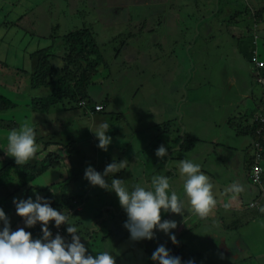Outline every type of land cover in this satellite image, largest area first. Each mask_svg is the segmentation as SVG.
<instances>
[{"label": "rangeland", "instance_id": "obj_1", "mask_svg": "<svg viewBox=\"0 0 264 264\" xmlns=\"http://www.w3.org/2000/svg\"><path fill=\"white\" fill-rule=\"evenodd\" d=\"M223 2L226 4H219L218 0H143L142 3L135 0H0V95L17 105L15 109L0 114V120L14 121L19 127L24 123H29L36 132V143L41 148L40 152L45 148V143L42 142L48 141L52 145L44 152H56L62 154L63 158L65 157L63 165L46 171L32 183L33 189L29 192V197L35 200L36 194L42 196L44 191L41 189L51 184L57 185V193L61 192L65 197H69L66 195L73 187L75 192H87L88 203L112 202L114 210L117 211V218L125 215L115 194L90 186L83 178L84 171L91 166L103 173L105 167L113 160L125 161V167L121 171L114 176L110 174L107 177L108 182L110 183L111 179H121L125 187L129 189L136 184H141L146 188L151 187L152 176L156 174L153 164L157 162L159 165L163 161L155 155L158 148L155 138L158 137L159 131L156 130V124L162 117V113L159 114L158 110H155L159 108V105L161 107L167 105L166 110L169 112V109L175 106L174 97L163 94L168 90L160 89L163 85L152 71H157L159 67L167 71L166 68L172 65L167 62V56L172 55L173 52L174 57L182 55L177 59V69L183 67L188 71L191 58L187 56V52L185 53L189 48L186 46L187 42L195 43L191 47L194 55L192 64H194L195 72H199L196 77L187 81L189 88H194L191 93L200 95L206 92V87L210 85L225 91L227 88L224 85L227 79L223 75L229 76L230 69H238V66L242 64L240 72L241 81L246 87L244 92L253 90L254 98L260 99V87L256 83L255 85L252 79L250 81L247 69L243 72L247 63L241 50V58L237 55L241 41L237 38L241 36V32H238L234 38L233 33L235 34L236 30L244 27L241 25L255 27V25L247 24L251 20V8L255 7L256 10H260L264 7V0H241V2L223 0ZM31 6L34 12L25 18V12L27 13ZM218 9L219 12L216 13ZM103 10L108 13V20L103 18ZM210 11L211 13L208 14ZM239 11L242 14H239L242 22H235L236 19L232 16ZM54 18H60L59 23L53 20ZM68 19L72 20L69 22ZM98 19L103 20L99 22ZM81 20L84 25L79 24ZM31 25L37 26L36 31L27 30ZM82 26L96 39V59L103 62L95 78H92L94 86L89 87V97L94 101L104 103L103 112L100 115H84L81 108L66 101L64 105L52 108L48 114L33 112L30 103L31 88L27 80L30 68L29 54L37 49L49 47L48 37L52 29H55L59 36H63ZM256 27L259 28L258 31L264 32V15L263 21L258 22ZM242 33L244 34L242 35L244 46L250 35ZM263 40V38L258 39V51L264 57ZM158 43L161 47L154 48ZM142 54L145 55L143 63L138 60V56ZM52 55L55 57L51 59V62L62 66L61 40L53 46ZM127 56L132 57L133 60L130 58L128 61ZM15 70H22V72H19L18 77L14 79L15 87L8 89L12 85L6 84L5 87L2 83ZM183 79L184 77L181 76L176 78L170 89L176 87L175 92L182 94L184 91L180 89V86ZM211 88L207 91L210 92ZM40 92L32 93V96H43L46 93L44 90ZM187 93L190 94L189 91ZM239 98L233 88L231 103L223 112V115L231 117V124H234L240 116L235 104ZM191 99H194L193 95ZM178 103H181L180 107H183L185 104L189 105L190 101L184 99ZM194 113L196 117L198 111L194 110ZM168 119L169 116L163 118L165 122ZM101 123L110 125L106 134L111 137V144L107 151H102L97 147L98 141L89 130H94ZM195 124L198 132L207 136L208 126L205 121L196 118ZM168 129L171 132V128L168 127ZM220 130L226 136L229 135L231 141L235 139L236 135L229 127L218 129ZM198 132L194 135H199ZM7 134L0 130V146L4 142L6 147ZM253 142L254 140L251 141L252 146ZM204 144L203 141L197 147ZM66 156L69 158L67 159ZM4 160H11V157H5ZM245 174L248 180V173L245 172ZM147 177L152 178L149 181L142 180ZM175 186H177L176 182ZM50 195L53 196V191L49 193ZM253 206L252 204L248 208ZM256 208V210L259 209L258 206ZM183 211L184 214H177V227L188 219L187 222L193 224L189 227L192 232L183 236L184 248L180 244L177 246L181 247L180 249L196 264H204V261L207 264H222L221 255L223 254L219 247H216V242L224 233L219 228L226 223L231 227L230 233H226L228 245L234 243L232 239H239L241 236L246 238V243H253L254 247L261 248L264 245V229H262L264 228V215L257 218V221L245 217L237 218L230 222L233 223V228L228 223L230 217L228 214L220 216L217 214L218 217L207 215V221L199 215L191 217L193 212L187 200L184 202ZM217 212H219L218 208ZM165 214L161 215V220ZM81 215L84 218L87 212L83 210ZM183 215H186V218ZM251 216L255 218L256 212L254 211ZM13 222L15 218L12 217L10 225ZM91 223L92 218L89 220V225ZM187 230L188 228L183 227L182 231L185 233ZM87 231L91 232L90 229ZM177 231L179 234L176 239L178 243H181L178 237L180 230L177 229ZM102 232L106 234V229L103 228ZM163 233L154 230V237L158 240L162 239L161 234ZM94 238L93 246H90L89 242L85 243L89 254L93 255L104 251L102 242L98 241L97 236ZM128 261V263L126 260L122 262L137 264L135 257H129Z\"/></svg>", "mask_w": 264, "mask_h": 264}, {"label": "crops", "instance_id": "obj_2", "mask_svg": "<svg viewBox=\"0 0 264 264\" xmlns=\"http://www.w3.org/2000/svg\"><path fill=\"white\" fill-rule=\"evenodd\" d=\"M135 1L136 2L140 1V3L143 2V0H135ZM234 2H239V0H234ZM105 10H103L105 13L103 18L105 20H108L107 18L108 13ZM237 13H240V11ZM24 17L27 18V14H25ZM98 17L102 18V16H98ZM102 20L103 19H98L97 21L100 22ZM238 22H242V21H240L239 19ZM79 24L84 25L82 20L80 21ZM36 27H37L36 25H31V27H29L27 30L36 31L35 30ZM244 27L240 29L239 32L242 31L246 33ZM257 33L260 34L258 36L259 38L264 39V32L258 31ZM262 44L264 46V42H262ZM237 55L238 57L240 55V51L238 50H237ZM130 58L131 60H133L132 57L127 56L128 61H130ZM144 58H145L144 54L138 56V60L141 63H143ZM192 63L189 67V70L188 71L186 70L184 73L185 74L184 80L182 81V84L180 86V89L184 91L182 94L179 93L178 91L175 92L176 87L174 89H170L171 87H173L172 84H174V80L178 78V74H176L174 71L167 72L164 69L159 73L161 80L158 81L163 85L160 87V89L169 91V92H163V94L166 93L172 98L174 97L173 98L174 102L175 99H178L179 100L178 102L186 99L190 101V104L189 105L185 104L183 105V107H180L181 103H177L178 108H176L177 106L175 102L174 103L175 106L171 107L169 109V112H167L168 110H166L168 108L167 105L162 107L159 105L158 109L155 108L156 109L155 111L158 110L159 114L162 113L161 116L163 118L164 116L167 117L169 116V119L166 121L168 122L167 123L168 126L167 127L164 126V127L166 128L170 127L171 132L168 134L166 133L158 134L156 132L158 136L157 138H155L157 140V146L159 147L161 145H164L168 150V154L166 155V157L162 158L163 160L162 163L158 165L157 162H155L153 164V169L155 170L156 174H154L152 177L160 176V175L168 176L172 188H174L177 191V194L180 195L181 198L183 199L182 197L183 180L180 177L179 164L184 159L193 160L195 163L200 164L201 170L204 172V174H206L209 177L210 182L213 184V195L217 201V204L208 215L218 217L221 214H228L230 215V217L228 218L229 219L228 223L233 222L235 219L241 217H245V218H249V220L257 221V218H260L264 215V185L262 186V192H260L261 193L260 195L257 189H255V187L252 186L251 183H249V181L247 180L245 174L246 172L245 165L247 163L248 157L251 156L250 146L252 139L247 135H239L237 131H238V126H240L241 129H243L244 125L246 127H251L252 115L259 110L260 99L254 98L253 90H250V92H244V89L246 87L241 81V72H240L242 68V64L238 66V69L237 68L234 70L230 69L229 76L226 74L223 75V77L227 79L224 85V87L227 88L225 89V91H221L220 88L213 87L212 85H210L206 87V92H203L200 95L191 93V90H193L194 88L190 89L189 85L187 84V81L188 80L190 81L192 78L196 77V75L199 73V72H195L194 64ZM245 67L246 68L243 69V72H246L247 69L248 75L250 77V81L252 79V82H254L255 84V73L251 72L252 69L250 68L249 64H246ZM19 72H20L19 70H15L11 75L13 74L15 75L16 73L18 74ZM152 73L156 74L155 71H152ZM156 76H158V74H156ZM2 84L11 85L8 79H6L5 82H3ZM210 87L212 88L210 92H208L207 89ZM253 87L254 86L252 85V88ZM233 88L235 89L236 94L240 97L239 100L235 102L238 108L237 112H239L240 116L236 120V122L234 121V124H231L232 123L231 117L229 116L228 118L227 115H223V112L228 108L229 104L231 103V90ZM14 89L15 88H13V90ZM187 91H189L190 94L187 93ZM191 95L194 96V99H191ZM94 104L96 105L100 104L104 110L103 102L97 100L95 101ZM194 110L198 111L196 117ZM89 111L90 109H88L87 112L86 111H82V112L84 115H86L89 114ZM102 112L103 111L101 110L99 113H95V114L100 115ZM162 117L156 125H161L163 123H166ZM196 118L205 121V123L207 124L208 126L206 130L207 136L201 132H198L195 124ZM225 126L229 127L232 131H234L236 135L235 139H233L232 141L231 138H229V135L226 136L222 132V130L218 131V129ZM166 128H164L163 130H165ZM4 132L8 133L7 131ZM196 132H198L199 135H194V133ZM186 139L193 140L194 146L192 147L191 150L187 152L184 151L180 152V147H178V144H182ZM203 141L205 142V144L197 147L199 144H201V142L203 143ZM4 148H5V144L3 142L2 146H0V151L4 153V158H5L8 156L3 151ZM39 148L40 147H38V150ZM147 168L149 169V167ZM151 178L150 177L142 178V180L149 181ZM137 179L139 180V178ZM175 182L177 186H175ZM233 183L241 184L244 189L241 193L235 196H233L232 193L227 191V189ZM43 189H46V187H44ZM86 195H87L86 191H84V193L75 192L73 187L69 190V193L66 196L69 197L81 196L82 200L78 206V210H79L78 215L75 216V218L73 216H70L68 218L67 223L68 225H72L76 227L77 229L76 234L80 236L81 240L84 243H87L89 239L88 237L87 238L85 237L87 230L90 229L92 233L99 231L100 228L101 229L104 228L108 230L110 235L109 238L105 240H101L102 237H100L98 238V241L102 242L101 244L104 248V251L107 250L109 252H112L113 257L117 262L116 264H124L122 261L125 260L128 263L129 257L130 258L135 257V259H137V264H154V262L151 260V256L152 253L155 251V249L160 245H164L169 250L171 255L180 257L182 264H188V261H191L189 259V256H187L186 253L180 249L181 247L183 248L185 247L183 236L192 232V229H190L189 227H191L193 224L187 222L188 219L185 220L179 227H177L175 229V232H173L172 230L173 232L172 234H174L175 236L179 234V231H177V229L180 230V235L178 237L183 245H181V243H177L175 246V244H173L169 239V235H166L165 233L161 234L162 239L159 240L154 237V239L151 241L136 242L130 239L128 231L123 227L126 221V215H123L121 218H117V211L114 210L115 207L112 202L109 203L104 202V204L99 202L88 203L86 200L87 199ZM260 199L262 200L259 201ZM225 204L228 205L227 208H225ZM252 204L254 206L248 208ZM257 206L259 208L258 210H256ZM217 208L219 209V212H217ZM83 210L87 212V216H85L84 218H82L81 215ZM95 211L97 212L95 213ZM254 211L256 212L255 218L251 216V214ZM165 213L166 212L162 211L161 215ZM96 214L99 216L96 217L95 216ZM182 214H184V211ZM183 216L186 218V215ZM194 216H197V214L193 213L191 215V217ZM90 218H92V223L89 225ZM202 219L204 221H207V217H203ZM164 220H172L178 223L177 214L167 213L164 215V218L161 221ZM230 224L232 225L233 223ZM183 227L188 228L187 232L184 233L182 231ZM66 228L67 225H62L61 237H63L66 241H68L70 240V234L67 233ZM219 229L221 231H224V233H222L219 236V239L216 242V247H219L221 254H223L221 255L223 258L222 264H264V245L261 248L254 247L253 243L251 242L246 243L245 242L247 241L246 238L242 236L239 239L231 238L232 240H234V243L228 245L226 241V233H230L231 227L227 226L226 223ZM263 235H264V231H263ZM89 243L91 244L90 246L94 245L91 242ZM178 244H180L181 247H178L177 246ZM189 253L192 254V252ZM193 264H196V262H193ZM204 264H207V262L204 261Z\"/></svg>", "mask_w": 264, "mask_h": 264}, {"label": "clouds", "instance_id": "obj_3", "mask_svg": "<svg viewBox=\"0 0 264 264\" xmlns=\"http://www.w3.org/2000/svg\"><path fill=\"white\" fill-rule=\"evenodd\" d=\"M81 102H84L86 107L82 108L79 105ZM95 105L82 100L77 107L86 112L90 109L89 114L93 115L99 113L93 111ZM260 106L261 96L259 109ZM258 112L259 110L256 113ZM253 115L252 125H254ZM109 129L108 123H101L94 130L89 129L98 141L97 147L102 151H107L111 144V137L106 134ZM3 151L13 158L16 165H24L36 153H41L40 148L38 151L34 127L29 123H24L18 129L9 131ZM167 154L168 150L164 145L159 146L155 152L159 159L166 157ZM124 167L125 161L116 162L115 160L105 167L103 173L89 166L85 169L83 178L90 186L115 194L119 206L126 215L123 227L128 231L132 241H151L154 239V230H156L169 235L171 242L177 244L176 236L170 234L177 228V224L172 220L161 222V212L180 215L183 213L184 202L187 200L193 213L206 217L217 204L213 195V184L201 170L200 164L193 160L184 159L179 164V173L183 180V199L172 188L169 177L165 175L153 177L150 188L136 184L129 189L125 187L121 179H111L109 183L107 177L110 174L114 176ZM243 190V186L239 183H233L227 189L233 196ZM13 204L16 215L23 220L24 227L13 231L9 218L0 208V225H2L0 227V264H116L112 252L107 250L95 255L89 254L88 247L76 234V227L68 225V216L53 208L50 201L44 197L36 194L35 200L31 197L14 198ZM227 207L228 205L225 204V208ZM76 210L79 211L78 207ZM69 213L73 214L72 211ZM50 222H54L52 227L57 228L55 232L58 229L61 230L59 228L61 225H67L66 231L70 234V240L66 241L58 233L53 237L55 232L50 231ZM37 224L40 225L42 235L38 239H33L32 233L25 231V228H33ZM151 260L154 264H182L181 258L171 255L164 245L155 249ZM188 264H193V262L188 261Z\"/></svg>", "mask_w": 264, "mask_h": 264}, {"label": "trees", "instance_id": "obj_4", "mask_svg": "<svg viewBox=\"0 0 264 264\" xmlns=\"http://www.w3.org/2000/svg\"><path fill=\"white\" fill-rule=\"evenodd\" d=\"M239 2H241V0H239ZM218 3L224 4L223 0H218ZM243 3L244 2H242V4ZM72 4L74 7V3ZM244 7L246 8V4H244ZM33 12L34 9H32L31 6L30 10L28 9V12L27 13L25 12V14H27L28 16L31 15ZM217 12H219V9L216 11V13ZM210 13L211 11L208 12V14ZM239 14L241 13H236L234 14V16H232V18L236 19L235 22H238V20L241 19ZM263 15H264V7H262L260 10H256L255 7L251 8V13H250L251 20L247 19L249 21L248 23L247 22L246 23L255 25V27L251 25H244L246 34L250 35L249 39L247 40V43L244 46H243L244 40L242 41L243 33H241V36L237 38V40H241L239 42L240 46L238 47L239 48L238 51L241 50L245 62L249 64L250 68L252 69L251 72L255 73V83L257 77H264V67L259 66V63L264 64V57L258 51L257 40L259 39L258 36L260 34L255 33L258 32L259 30V28L256 26L258 25V22L260 23V21H263ZM53 20H57L56 22L59 23L60 18H54ZM71 20L72 19H68L67 21L70 22ZM253 27L254 29H251ZM56 28L58 31V27ZM238 32L239 30L238 31L236 30L235 34L233 33V38ZM130 37H132V35ZM48 38L51 43L49 47L37 49L33 53L29 54L28 57L30 62V68L28 71L29 78H27V80H29L31 92L41 93L40 91L42 90L46 91V93L43 96L34 97L32 96L31 93L30 103H31L32 111L35 113L48 114L50 110L55 106L64 105L65 101L69 103H73L76 106L82 100H87L88 104L91 105L94 104L95 101L89 97L90 95L89 87L94 86V83L92 82V78H94L97 75L98 68L101 67V65L103 64L102 61L99 62L96 59L97 58L96 39L88 30H85L83 27L73 29L72 32H68L63 36H59L56 30L52 29V33ZM60 40L63 47V57H62L63 65L57 66L55 63L51 62L52 61L51 59L55 57L54 55H52L53 46L56 45V43ZM193 45H195V43L193 44L192 41L187 42L186 44V46L189 48L186 49L185 53L187 52V56L191 58L190 63H192L194 60L193 58L194 55L192 54V48H191ZM159 47H161L160 43L154 46V48H159ZM179 57H182V55L174 57V52L172 55L167 56V62L171 63L172 65H170V67L166 69L167 72L174 71L176 74H178V77L179 76L184 77L185 75L184 73L186 70L183 67L181 69H177L176 62ZM162 70L163 67H159L157 71H155V73L158 74V76H156L158 80H161L159 73ZM19 71L22 72V70ZM17 77H18L17 73L15 75L13 74L10 77H8V80L12 85L8 89H12V87H15L16 82L14 79ZM178 101H179L178 99H175L176 103L175 102L174 103L176 104V106ZM16 107L17 105L13 103L10 99L6 98L3 95H0V114L15 109ZM176 108H178V106ZM167 123L168 122L163 123L161 125H157L156 130H159L158 134L170 133L168 128H166L168 126ZM18 128L19 126L13 121L0 120L1 131L9 132L12 129H18ZM164 128L166 129L163 130ZM256 130H257V125L255 123V125H251V127L245 126L243 127V129L238 128L237 132L239 135H247L251 137V139L254 141L262 140L261 144L264 148V134L256 135ZM42 143H45L44 144L45 148L42 150V152L38 154L36 153L35 156L24 165H16L13 159L7 161L4 160V153L0 151V208L4 210L6 216L9 218V221L10 218L12 217L15 218V222H13V224L10 225L13 231H15L18 228L24 227L22 218L18 217L17 215L13 216L14 214H16L15 206L13 204V199L28 198L30 194L29 192H31L33 189L31 185L35 180L41 177V175H43L46 171L54 170L57 167L63 165V161L65 157L63 158L62 154H57L56 152H47V153L44 152L46 151L45 149L52 144L48 141ZM193 146H194V141L191 139H186L182 144H178V147H180V152L182 151L187 152L191 150ZM42 154L43 156H41ZM68 158L69 156L67 157V159ZM253 160H254L253 153H251V156L248 157L247 163L245 165V171L246 173H248V175L252 169ZM261 160L263 162V178H262V186H263L264 185V149L262 150L261 153ZM254 187L261 195L260 187L256 185ZM57 190H58L57 185L51 184L50 186H47L46 189L41 190L44 191V194L41 197H44L45 199L49 200L53 208L57 209L58 211H62L66 216H68V218L70 216H73L75 218V216L78 215V211L76 210V207H78L79 204L81 203L82 197L73 196V197L65 198L61 192L57 193ZM51 191H53V196L52 195L49 196V193ZM70 211H72L73 214H70L69 213ZM52 223L54 222L49 223V228L50 231L54 233L57 228H53ZM0 227H2V225H0ZM61 227L62 225L59 228ZM102 229L100 228L99 231L93 233L87 231L85 237L89 238L88 242L92 243L95 239L94 238L95 236H97L98 238L102 237L101 240H105L109 238L110 235L108 230H106V234L104 235ZM25 231L31 232L33 239H38L42 235L39 224H37L33 228H25ZM99 235H103V236L99 237Z\"/></svg>", "mask_w": 264, "mask_h": 264}, {"label": "built area", "instance_id": "obj_5", "mask_svg": "<svg viewBox=\"0 0 264 264\" xmlns=\"http://www.w3.org/2000/svg\"><path fill=\"white\" fill-rule=\"evenodd\" d=\"M260 67H264L263 63H259ZM256 83L260 86L261 88V106L259 109V112L253 115V123L257 125V130H256V135H263L264 134V77H257L256 78ZM82 108L86 107L84 102H81L79 104ZM102 110L101 105H95L93 107L94 112H100ZM263 139V138H262ZM261 141H254L253 146H251V151L253 153V166L251 169V172L248 175V179L252 185H256L260 187V190L262 192V177H263V162L261 160V153L263 150ZM59 234L61 236V230H57L54 234L53 237L56 234Z\"/></svg>", "mask_w": 264, "mask_h": 264}]
</instances>
